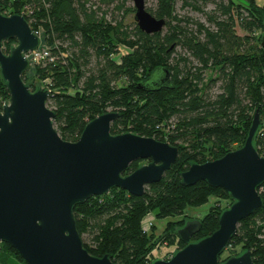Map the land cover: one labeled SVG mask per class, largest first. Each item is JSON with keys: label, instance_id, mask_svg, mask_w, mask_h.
I'll list each match as a JSON object with an SVG mask.
<instances>
[{"label": "trees", "instance_id": "16d2710c", "mask_svg": "<svg viewBox=\"0 0 264 264\" xmlns=\"http://www.w3.org/2000/svg\"><path fill=\"white\" fill-rule=\"evenodd\" d=\"M177 2L200 12L212 4L207 14L212 26L178 16ZM147 10L165 20L160 32L147 34L137 25L129 29L82 0H0L1 14H21L34 32L43 31L38 47L48 56L32 64L30 83L26 72L23 79L31 91L49 90L46 103L62 139L76 141L90 120L116 112L111 134L130 132L178 148L175 162L141 196L114 187L74 206L84 248L118 264H151L160 247H173L171 253L183 248L177 230L188 220V207L212 200L191 241L217 229L221 212L232 204L228 192L205 181L183 185L181 173L192 163L215 160L243 145L256 110L260 123L264 116V0H156L155 8ZM16 43L4 40L3 52ZM217 82L218 92L210 93ZM8 100L0 72V108ZM254 144L264 157L260 126ZM147 162H131L125 174ZM258 191L262 206L238 223L220 262L249 250L253 264H264V182ZM149 214L174 219L156 235L154 225L143 229ZM9 260L28 264L0 242V264Z\"/></svg>", "mask_w": 264, "mask_h": 264}, {"label": "water", "instance_id": "95a60500", "mask_svg": "<svg viewBox=\"0 0 264 264\" xmlns=\"http://www.w3.org/2000/svg\"><path fill=\"white\" fill-rule=\"evenodd\" d=\"M132 2L142 32L163 29L165 20L153 16L145 0ZM9 39L17 43L5 54L2 42ZM38 45L39 37L23 15L0 13V72L9 91V100L0 108V242L28 264H118L84 248L74 206L114 187L141 196L175 162L178 148L130 132L111 134L116 112L90 120L76 141L62 139L46 103L49 90L31 91L23 79L29 67L25 54ZM259 123L256 110L243 145L215 160L192 163L181 173L183 185L205 181L228 192L232 204L221 212L217 229L197 241L191 237L200 229V220L188 219L177 230L185 246L151 264H253L249 250L222 262L219 257L238 223L262 206L258 188L264 182V157L254 144ZM137 160L148 162L125 174Z\"/></svg>", "mask_w": 264, "mask_h": 264}, {"label": "rangeland", "instance_id": "374dc122", "mask_svg": "<svg viewBox=\"0 0 264 264\" xmlns=\"http://www.w3.org/2000/svg\"><path fill=\"white\" fill-rule=\"evenodd\" d=\"M82 1H84L85 7L96 10L98 15H102V14L105 15L106 19L108 20H112V18L115 17L117 20H122L124 25H126L129 29H132L136 25V22L134 20L135 12L131 10V8H134L132 0H114L113 2H108V3L106 2V0H82ZM120 4H123V7L121 8L120 11H117L115 9V6L120 5ZM155 4H156V0H145L146 8L154 9ZM211 9H212V4H209L203 7L202 12L194 10L190 7L184 8L181 6L180 2H177L175 5V12L178 16L189 17L192 21L202 22L205 26H208V27L212 26L210 22H208V19H207V14L211 11ZM42 34H43V31L39 29V31L37 32V35L39 37V45L42 44ZM63 46L66 47L67 44H64ZM176 50L182 51V49L180 48H176ZM32 78H33V65L29 64V67L25 73L26 82L27 81L31 82ZM218 86H219V82L213 85V87L210 89V93L214 94L218 92L219 90ZM259 126L260 128H264V116L263 118H261V123H259ZM211 201L212 200L208 201L207 203L199 207H188L185 213V216H187L186 218L199 220V218L202 217L207 212L211 204ZM171 219H174V218L168 217V218L156 219L153 217L152 214H149L145 217L143 223L145 224V222L151 221V226L154 225L153 227L154 233L157 235L160 232H162L166 221L171 220ZM144 226H147V225H144ZM151 226L148 228V230H150ZM83 240H85L86 242L89 240V237L87 234L83 236ZM173 249H174L173 247H168V246L160 247L158 250L154 251L156 254V259H168L173 254L171 253ZM8 263L9 264H23L21 262H16L15 260H9Z\"/></svg>", "mask_w": 264, "mask_h": 264}, {"label": "built area", "instance_id": "2783aa9c", "mask_svg": "<svg viewBox=\"0 0 264 264\" xmlns=\"http://www.w3.org/2000/svg\"><path fill=\"white\" fill-rule=\"evenodd\" d=\"M37 34V32H35ZM39 46V45H38ZM46 56H48V51L44 48H35L34 50H32L31 52H28L25 54V57L27 58L29 64H33L34 62L40 61L42 59H44ZM147 225V226H144ZM143 229L144 230H148V228L151 226V221H147L145 222V224L143 223Z\"/></svg>", "mask_w": 264, "mask_h": 264}]
</instances>
